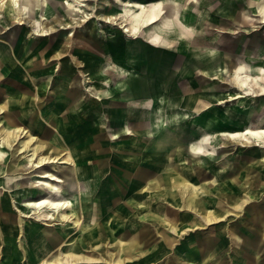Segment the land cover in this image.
Here are the masks:
<instances>
[{
	"label": "rangeland",
	"instance_id": "rangeland-1",
	"mask_svg": "<svg viewBox=\"0 0 264 264\" xmlns=\"http://www.w3.org/2000/svg\"><path fill=\"white\" fill-rule=\"evenodd\" d=\"M61 1L66 0H30V4L20 0V11L12 8L9 2L0 4V58L5 55L7 63L4 62L3 71L0 70V135L3 136L10 129L21 133L18 138L14 135L12 145L0 144V201L5 200L9 211L19 217L20 222L14 224L16 227L25 230L27 225H34L35 231L45 229V233L50 232L45 235L48 241L54 235L58 238L48 243L52 257L58 251H68L74 245L75 240L83 234L79 226L86 227L90 218L102 226L105 222L108 224V214L101 212L102 206L118 212L123 194H126L124 190H128L126 185L133 181L132 161L138 149L144 161L141 164L144 174L158 171L159 176V171H166V165L172 160L173 171L178 173L174 178L176 181L173 185L168 181L161 183L160 190L173 188L177 191V199L169 200L163 192L159 194V199L155 198L157 221L152 223V227H157V230L151 228L147 231L149 223L145 222L137 232L139 238L133 241L137 248L124 255L127 259L125 264H170L168 254H159L153 260L141 259L146 250L151 251L152 245H155V249L160 242L170 244L167 226L170 210L178 209L180 214L191 211L188 207L179 206L183 194L180 182L201 185L206 190L199 200L204 203L203 206L199 205L201 208H212L206 202L219 197L218 184L224 185L226 199H232L234 194L240 199L264 198V145H244L219 135L222 130L226 133L240 131L245 125L264 129V95L250 91L252 85L254 88L257 84L264 86V0H81V13L72 9L79 5L74 0H67L72 7L64 9L59 8ZM128 2L145 6L159 2L164 6V12L160 18L158 16L157 22L144 28L138 36H124L127 34L123 33L114 39L116 31H120L119 25L104 23L96 16L118 13ZM45 10L46 16L43 13ZM91 12L93 16L82 22L80 15ZM122 17L127 26L128 23L138 22L137 18H130L129 15ZM59 18L62 25L66 23L65 28L69 29H58ZM72 18L77 21V27L71 29L74 25L71 24ZM95 25H100L98 30L103 31L102 36L99 37L97 29L86 32L87 28ZM152 34H157L156 43L149 41ZM142 56L145 60H142ZM43 60L45 66L41 67ZM59 62H63L64 67H68L70 62L77 64L72 67L71 74L69 69L63 68L66 76L70 75L83 83V79L91 75L96 87L99 79H102L104 86L117 90L100 97L94 90L88 91L87 99L97 100V97V104L87 107L89 111L86 113L76 107L80 114H84V121L91 123L90 127L94 128L91 133L97 134V137L83 136L75 140L71 136L73 134L69 133L71 139L66 141V131L62 129L57 140L63 149V158L70 156L71 161L62 159L64 163L57 165L58 168L53 165L33 168L27 160L28 154L34 149L39 155L48 154L43 144L46 146L49 141L42 132L45 129L55 133L57 129L56 115L51 109L42 110V76L46 70L50 74L47 82H51L49 98L52 101L57 98L54 94L59 86L57 74L62 70L58 69ZM153 65L155 73L152 77L147 69ZM238 77H243L252 85L242 89ZM249 78L254 81H249ZM68 87L72 89V85ZM81 89H84L83 85ZM25 92L28 102L20 106L18 101L23 99ZM236 94L241 96L229 100V95ZM67 95L65 98L68 97L69 102L74 100V105L87 96L79 93L76 99L72 91L71 95ZM152 95L154 99L157 98L153 104L149 103ZM216 98L224 102L216 104ZM11 101L16 104L14 108L10 106ZM134 101L139 105H134ZM69 105L63 108V112L73 108L72 103ZM43 118L46 119V122L43 121L45 127H40ZM51 120L53 125L48 126ZM69 130L74 129L71 126ZM111 132H114V137L110 136ZM203 135H209L211 143L208 148L214 150L212 153L194 155L188 150V145ZM25 144L27 148L20 152L19 149ZM123 153L129 157L122 159ZM94 154L98 157L103 154V161L98 163V157ZM111 156L113 158L108 162L106 157ZM123 160L131 165V168L124 167L129 172L126 179L121 175L120 161ZM68 167L74 171L78 167L84 175L80 179L75 172L71 173V180L82 188L78 192L81 198L70 197L72 205L68 203L64 210L53 217H42V214L52 213L44 208L39 211L25 205L43 199L52 200L59 195L67 196L66 191L59 190V186L63 188L67 181L60 182L54 176L57 177L59 171ZM89 170L92 176H85V171ZM251 194L254 196L250 197ZM100 196L111 199L110 202L114 199L115 202L110 204L105 199L100 204ZM127 198L131 200L130 195ZM127 209L131 223L130 217L137 210L131 203ZM246 210L245 207L229 205L221 211H226L224 215L232 218L235 213L244 214ZM141 211L146 213L145 209ZM166 212L165 223L161 215ZM61 213L73 214L70 216L72 221L68 219L62 222ZM226 217L223 216V220ZM0 220L7 221L1 216ZM124 223V219H119L110 222V226L115 230L114 237L131 246L133 234L127 233L126 227L127 236L122 233L121 225ZM22 235V232L13 236L5 233L2 238L0 236V247L6 244L9 248L13 247L11 242L4 241L8 238L19 249L18 253L23 252L26 239ZM110 239L108 234L103 233L99 248L85 249L87 255L99 258L100 262L91 264H112L106 259L116 258L120 254L119 248L110 245ZM3 250L4 247L2 253ZM4 256L7 257L4 253L0 255V264L5 260ZM16 262L24 264V256L16 258Z\"/></svg>",
	"mask_w": 264,
	"mask_h": 264
},
{
	"label": "crops",
	"instance_id": "crops-1",
	"mask_svg": "<svg viewBox=\"0 0 264 264\" xmlns=\"http://www.w3.org/2000/svg\"><path fill=\"white\" fill-rule=\"evenodd\" d=\"M28 4H30V2ZM152 4H154V11L157 14V19L154 22H151V23L146 22L144 19H141V16L139 14V18L137 17L138 22L137 23H128V26H127V23L123 22V18H121V19L119 18V20H120L121 24H123V26L117 24V25H119L120 31H116L115 37L119 34L121 36L123 33L127 34V35L124 34V36L130 35V37H136L139 35V33L144 28H147L145 26H149V25H152L153 23L157 22L159 20L160 16L164 12V6L159 2L152 3ZM43 13L47 14V10H45ZM138 13H140V11ZM106 15H113V16H120L121 17V16L126 15V13H125V9H123V10L119 11L118 13H114V14L108 13V14H105V16ZM170 15L172 16V14H170ZM158 16H159V18H158ZM101 20L104 23H110L111 25H113V24L116 25V23H113V22H110V21H107L104 19H100V21ZM0 24H2V22H0ZM64 24L66 25V23H64ZM61 25H62V23H61V20L59 18L58 29H68V28H65V25L62 28ZM44 26L45 25L43 23V27ZM126 26L129 30L124 31V28H126ZM76 27L77 26L74 24L70 28L72 29V28H76ZM98 27L100 28V25H95L94 27L87 28L86 32H93L96 29H98ZM98 32H100L99 37L104 34L102 30H98ZM152 35H154V36H152ZM152 35L150 36L149 41H151L152 43H156L157 34H152ZM43 36H46V35L43 34ZM115 37H114V39H115ZM154 37H155V39H154ZM54 40L57 41L55 38H54ZM116 49H118V48H116ZM4 56L5 55H2V57L0 58V70H2V71H3L2 65L4 64V62L6 60V59H4ZM142 60H145L143 56H142ZM135 61H137V60H135ZM25 62H26V60H25ZM44 62H45V60L42 61L41 67L45 66ZM63 65H64L63 62L58 63V67H59L58 69L59 70L62 69V70H61V72L58 70L59 73L57 74L58 79H59L58 80L59 86L57 87V91L54 92V94L57 95V98H55L56 101H55V99H52V101H51L49 98V95H50V92H49L50 86L49 85H50V83L47 82V80H49L50 74L48 73L47 70L43 72V76H42L43 85L42 86H43L44 91L42 93V95H43L42 110L51 109V112L54 115H56L55 126H57V129H55V131H54L55 133L47 131L45 129L42 133H43V135L47 136V141H49V143H47L46 146H45V144H43L44 147H46L49 150L48 151L49 154L52 153V155H53V151L50 148H52V145H56L58 148V150H57L58 154H59L58 157L61 159H64V160L67 159L68 161H71L69 159L70 158L69 155H68L69 158H66V159L62 157L63 156V149L60 148V145H59L60 143L57 140L58 133H61V130L64 129V131H66V135H65V137H67V138H65L66 141H69L71 139V136H73L74 139L75 138L77 139L78 137L82 138L83 136L84 137H86V136L92 137L93 136L94 138L97 137V134L91 133L92 130L94 129V128L90 127L91 123L85 122L84 121V119H85L84 114H80V110L82 112L86 113L87 111H89L87 109V107H89V106L92 107L91 105H95L98 102L97 97H96L97 100H95V98L94 99L93 98L87 99L89 96V95H87V92L88 91L92 92V90H94V93H96L98 95V97H100L103 94H110L111 92H114L117 89H115L114 87L111 88L109 86H104L102 79H99L100 80V82L98 83L99 88L96 87L95 84L93 85V83H95V82L91 81V79H94V77H91V75L89 78L83 79V83L81 80H76L70 75L66 76V75H64L66 73H64L65 70H63V68L69 69V71H70L69 74H71L72 67H75L74 65H77V64H75V63L73 64L72 62H70L68 67H64ZM151 67L152 68L147 69V71H148V75L153 77L154 73H155V68H154L155 66L153 65ZM25 69H29V67H26ZM107 81H108V79H107ZM107 81H106V83H107ZM62 82L64 83V85L62 84ZM68 85H70V86L72 85V89H70L68 87ZM82 85L84 86V89H81ZM71 91H72V93L73 92L75 93L76 99H77V95L79 93H80V95H81V93H84L87 96L85 98H83V101L81 103L78 101V104L74 105V100L69 102V99H67L68 97L65 98V96H68L67 94L71 95ZM75 91H77V92H75ZM97 91H99V92H97ZM45 95L48 96L47 100H46ZM22 97H23V99L18 101V103H20V106H23V104H25V102H28L26 92H25V94H22ZM48 100H49V102H48ZM156 100H157V98L155 97V99H154V96L152 95L150 97L149 103L153 104ZM216 100L218 101V102H216V104H222L224 102L222 99L216 98ZM105 101H107V100H105ZM70 103L73 104V108H67V112H63V108L70 106L69 105ZM51 104H53L54 106L51 107ZM133 104L139 105L136 101H134ZM15 105L16 104L11 101V104H10L11 108H14ZM76 107H79L80 110L77 111ZM91 109L92 108H90V110ZM138 109H139V107H138ZM43 121L46 122V119H44V118L41 119L40 127L41 126L45 127V125L43 124ZM160 121H161V119H159V122ZM33 125H36V124H33ZM52 125H53V122L51 120L48 123V126H52ZM38 126H39V124H38ZM71 126L74 129L72 131L69 130ZM244 128H252V127L245 125L243 128L240 129V131H242ZM253 128H256V127H253ZM121 130L125 131L126 133L128 132L127 129H124V128H121ZM240 131L239 130L238 131H230V133H237ZM69 133L73 134V135L70 136ZM228 133L229 132L226 133V131L222 130L219 132V135L224 137L227 140L237 141L238 143H241V144L244 143V145H247V144H254V145L262 144V145H264V140H262V141L258 140L257 141L256 139H253V138H246V139L232 138L229 135H227ZM110 136L114 137L115 136L114 132L113 133L111 132ZM262 138H264V137H262ZM75 140H74V143H76ZM210 143H211V139L209 138V135H203L196 142H191L188 145V150L191 153H193L194 155H200L203 153H212L213 152L212 150H214V149L211 150V148H208V144H210ZM90 145L92 146V143ZM93 156L98 157V155H95V154ZM103 157H104V155L101 154L97 158V162L101 163L104 159ZM126 157L128 158L129 155H126L124 153L121 155L122 159H125ZM106 158H107V161L109 162V160H112L113 157L111 156L110 158H108V157H106ZM133 158H134L132 161V166H133V170H134V171H132L133 181L131 183H127L128 186L126 185L128 190H126V189L124 190L126 192V194H123V199L121 201V207L118 210V212L111 210L107 206H102L101 212H107V214H108V215H106L107 219L105 218L108 224L106 225V222H105L104 223L105 225L102 226L100 223H96V221H94V219L90 218V221H89V223H87L86 227L79 226V230L82 231L83 234H82V236H80V238H77L75 240V242L78 244H76L74 242V245H72L71 249H69L68 251H61L60 250L61 252L58 251L57 252L58 254L56 253V255L52 256V257H51V255H49V250L51 248H50V244L48 245V243L55 242L58 240V238L54 235L53 239L49 242L45 236L46 234H49V233H45L46 231L44 228H43L44 230L35 231L36 226H34V225H30V227L27 225L25 230H22V228L19 226L16 227L14 224L20 222L19 217L15 216L12 212L9 211V208L7 206L6 201L2 199L0 201V207H2V209H0V216L2 218H5L7 221L3 222L0 220V223H1L0 224V236H1V238L4 236L5 233H9L10 235L13 236L14 233L16 234V233L22 232V234H23L22 236L26 240H24L25 247L22 248L23 252L18 253L19 249L17 250L16 245L13 242V240L12 239L9 240L8 238H5L4 241L6 240V242H11L13 247L9 248V247H7V244L0 247V255H2L3 253H4V255H7V257L4 256L5 260L1 264H18L16 262V258L18 259L19 256H24V261H25L24 264H49L50 262H51L50 264H64L63 263V256L66 254L73 255L75 258H80L79 260H76V261L74 260V262L68 263V264H78V263L91 264V263H94V261L96 263H98V262H100V261H98L99 258L89 256L84 251H85V249H91V248L97 249V248H99L102 245L101 244L102 242L100 241V239H101V236L103 233H106L111 237V239L109 241L110 245H113V246L115 245L120 250V254L117 255L116 258L106 259V262L109 260L112 264H125L127 259L124 258V255L131 253L133 251V249L137 248V246L136 247L134 246L136 243H134L133 241H137V239L139 238L137 232L139 231L140 227L145 222L148 221L149 225L147 224L148 226H147L146 230L149 231L151 228H152V230H157V227H155V226L152 227V223H156V221H157L156 220L157 215H155V212L158 209H156L157 207H155L156 205L154 204L155 198L159 199L158 195L161 194V192H163L164 197H167L170 200H173L174 198L177 199V197H176L177 191L173 190V188L167 187V188H165L166 190L165 189L160 190V188H161L160 184L161 183H165L166 181H168V182L172 183V185H173V183L176 181L174 178H175V176H177L178 173L173 171V169H175V168L173 167L172 160L169 161L168 164L166 165L167 166L165 168L166 171H163V169L160 170L159 176H158V173H157L158 171L153 172V173L152 172H149V173L146 172V174H144L142 172L141 164L144 161L142 159L143 157L141 156V150L140 149H138V151H136V156ZM107 161L105 163H107ZM120 162L122 165L121 175L124 179H126V175L128 176L129 172L124 170V167L131 168V165H129V163L127 164L128 161L123 160ZM76 170H78V172ZM59 172L60 173L57 176L59 178L58 181H60V182H66L67 181L63 188L59 186V190L60 191H62V190L66 191L68 195L67 196L66 195H59L58 197H54V199H52V200H58V201L64 200V201L69 202L72 205L71 198L74 196L81 198L78 196V192L81 191L82 188H81V186L78 185L77 182H74L71 180V173L77 172V177L80 179H82L84 177V175L82 174V171L80 169H78V167L75 169V171L72 167H68L65 170L59 171ZM219 173H222V172H219ZM84 174H85V176H88V175L92 176L91 170H89V172L85 171ZM180 184L182 185L183 194L180 197L179 201L181 202V204H179V206L188 207V209H190L191 211L190 212H183L180 214L178 209L170 210V212H168L169 217H170V222L168 225L166 224L167 226H169L168 228L170 231V233H169L170 235L168 237L170 239V244L166 245L165 243L160 242L158 247L155 249H154L155 245H152L150 247L151 251L148 252L146 250L144 252L145 255L142 256L143 258L141 260H143V261L153 260V259H156L157 255H159V254H168V255H170V264H264V198L240 199V198L234 197V196H236L234 194L232 199H226L224 196L225 191H226L224 185L218 184L219 187L217 190V197L219 196L220 198L218 197V198H213L211 200L210 199L207 200L206 204H207V206H211L212 207L211 209H208L207 207L205 208V206L203 208H201L199 205L202 204V201L199 202V200H201L200 197L205 194L206 190L201 185H195L192 183H188L186 181L180 182ZM235 188L237 189L238 187L235 186ZM212 190H213V188H212ZM151 193H153V194H151ZM73 194H75V195H73ZM252 194L249 196L250 197L254 196ZM128 195L131 196V198H130L131 200H128V198H127ZM135 196H137V197H135ZM133 197H135V198H133ZM193 198L195 199V201L193 200ZM99 199L100 200L102 199L100 201V204L102 202H105V199H106V202L110 203V204H114V202H115L114 199L112 200V202H110L111 199L109 200V199H107V197L103 198V196H100ZM185 202H189V204L187 205ZM129 203H131L133 208H135L137 210V213L134 214L135 213L134 212L132 215V218L130 217L131 223H129V218L127 215L128 214L127 208H128ZM177 204L178 203H176V205ZM193 204H194V206L192 207ZM203 204H202V206H203ZM229 205L233 206L235 208L236 207H245V208H247V210L244 212V214L235 213V215L232 218L226 217V216H228V215H224L226 211H221V210L223 207L229 206ZM93 207H94V205L91 208H93ZM258 207H260V209H256ZM3 208H5V210H3ZM141 209H145L146 213L144 214V213H142V211L139 212ZM112 211L114 212V214L110 215L111 214L110 212H112ZM3 213H5V214H3ZM8 214H10V215H8ZM67 215H69V217H70L73 214L72 215L67 214ZM114 215H117V216L114 217ZM221 215L225 216L226 220H223V217ZM123 216L124 217L126 216L127 218H124ZM161 217L164 221L165 220L164 218L167 217V212L164 215H161ZM141 218L142 219L144 218L146 220L140 221L139 219H141ZM69 219H71V218H69ZM119 219H124V220L126 219L125 223L121 225L122 233L124 232V235L127 236L126 231H125V227H126V230H128L127 233L132 232V234H133L131 246L129 244H125L124 241L121 240L119 237L114 238V231L115 230L113 228H111L110 221L111 222L118 221ZM63 221H66V220H62V222ZM71 221H72V219H71ZM73 222H76V221L73 220ZM109 227H110V229H109ZM145 227H146V225H145ZM110 230H112V231H110ZM111 232H112V234H111ZM84 239H86V240H84ZM91 243H93V244H91ZM3 244H5V243H3ZM106 244H108V243H106ZM103 245H105V243ZM3 247H4V250L2 253ZM44 252H46V253H44ZM154 253H155V255H154ZM150 254H152V256ZM82 258H88L91 260H90V262H87L86 260H83ZM145 258H147V259H145ZM102 259H105V258H102Z\"/></svg>",
	"mask_w": 264,
	"mask_h": 264
},
{
	"label": "bare ground",
	"instance_id": "bare-ground-1",
	"mask_svg": "<svg viewBox=\"0 0 264 264\" xmlns=\"http://www.w3.org/2000/svg\"><path fill=\"white\" fill-rule=\"evenodd\" d=\"M77 4V7H73L72 9L77 12V13H81L82 10L80 8L81 6V0H74ZM6 2H9L11 4V7L14 8L16 11H20V0H0V4L2 5L3 3H6ZM26 3H29L30 0H25ZM127 6L124 7L125 9V13L126 15H129L130 18H139V14L141 16V19H144L146 22L148 23H151V22H154L156 19H157V14L155 13L154 11V4H150V5H142L140 3H137V2H128L126 3ZM259 4V3H258ZM46 6V5H45ZM68 6H71L69 4V2L66 0V1H61L59 2V8H62L64 9L65 7L67 8ZM72 7V6H71ZM133 8H136L135 10ZM140 11V13H138ZM39 12V11H38ZM9 13V12H8ZM6 15V14H5ZM46 16V14H45ZM93 16L92 12L91 13H88V14H83V15H80V17H83L82 19V22L83 21H86L87 19L91 18ZM98 17L99 19H104V20H107V21H110V22H113V23H116V24H119L121 26H123V24H121V22L119 21V18H123L122 16H113V15H104V16H96ZM46 18V17H45ZM34 20V19H33ZM130 20V19H129ZM37 21V19H36ZM128 21V20H127ZM14 22V21H13ZM79 23V22H78ZM71 24H77V21H74V19L72 18L71 19ZM154 24V23H153ZM65 24H63L62 26H64ZM29 26V25H28ZM150 26V25H149ZM119 27V26H118ZM147 27V26H145ZM35 28V27H34ZM69 29V28H68ZM125 30H127L126 28H124ZM98 30V29H97ZM26 33V32H25ZM122 34V33H121ZM120 35V34H119ZM130 36V35H129ZM154 36V35H152ZM115 37V36H114ZM155 39V37H154ZM43 70V69H42ZM22 71V70H21ZM63 73V72H62ZM65 73V72H64ZM142 73V72H140ZM35 75V74H34ZM49 76V75H48ZM30 78V77H29ZM58 78V76H57ZM238 83H239V86L242 88V89H245L246 87L252 85L247 82L246 79H243V77H238ZM249 81H254L253 78H249ZM36 82V81H35ZM256 82V81H255ZM257 82H258V78H257ZM51 83V82H50ZM67 83V82H66ZM102 83V82H101ZM103 85V84H102ZM211 87V86H210ZM99 88V87H98ZM256 88V89H255ZM253 87L250 86V91L253 90V92H256L257 95H264V86H262L261 84H257L256 87ZM101 89V88H100ZM40 90V89H39ZM48 91V90H47ZM242 92V91H241ZM40 93V92H39ZM41 94V93H40ZM242 94H246V92H242ZM46 96V95H45ZM241 95H235V96H229L230 100H234V99H237L238 97H240ZM244 96V95H243ZM55 97V96H54ZM57 97V96H56ZM39 98V97H38ZM68 99V98H67ZM98 99V98H97ZM49 102V100H48ZM84 105V104H83ZM82 105V106H83ZM62 106V105H61ZM64 106V105H63ZM8 112V111H7ZM59 118V117H58ZM60 126V125H59ZM57 128V126H56ZM57 131V130H56ZM58 132V131H57ZM20 132L18 130H8L7 132H5L2 135H0V144H6V145H12V142H11V139L14 137V135L18 138L21 136V133L19 134ZM57 135V134H56ZM227 135H229L230 137L232 138H238V139H246V138H253V139H256L257 141L258 140H264V129H252V128H244L242 131L240 132H237V133H228ZM14 140V139H12ZM30 142V141H28ZM11 143V144H9ZM248 143V142H247ZM25 148H27V144H25L24 146H22L19 151L22 152ZM52 151H53V155H49L48 154H41L39 155L40 153L37 152L35 149L31 151L30 154H28V161L29 163L31 164V166L33 168H41L43 165H53L55 166L56 168H58L57 165H61L64 163V161L59 158V154H58V148L56 145H52V148H50ZM49 151V150H48ZM61 155V154H60ZM27 156V155H26ZM63 157V156H62ZM126 161V160H125ZM137 161V160H136ZM3 166V165H2ZM173 169V168H172ZM168 170V169H167ZM2 171V170H1ZM0 171V172H1ZM78 172V170H76ZM172 171V170H171ZM76 172V174H77ZM81 173V172H80ZM55 179L58 177L54 176ZM76 184V183H75ZM48 185V184H46ZM187 185V184H186ZM194 186V185H193ZM169 188V187H168ZM191 188V187H190ZM74 190V189H73ZM166 190V189H165ZM71 191V190H70ZM154 191V190H153ZM173 191V190H172ZM171 191V192H172ZM162 193V192H161ZM175 193V192H174ZM153 194V193H151ZM187 194V193H186ZM72 195V194H71ZM75 195V194H73ZM159 196V195H158ZM137 197V196H135ZM133 197V198H135ZM177 197V195H176ZM170 200V199H169ZM187 201V200H186ZM189 201V200H188ZM27 202V201H26ZM69 202L67 201H64V200H51V199H43L39 202H34V203H30V202H27L25 205H30L32 206L33 208H35L36 210H39L41 211L42 208H44L45 210L47 211H50L52 213L48 214V213H45L44 215L42 214V217L43 216H54V214H57L58 211H62V209L64 210L66 208V206H68ZM142 204V203H141ZM97 205V204H96ZM145 205V204H144ZM147 205V204H146ZM152 207V206H151ZM147 208V207H146ZM145 208V209H146ZM148 209V208H147ZM150 209V208H149ZM148 211V210H147ZM2 214V213H1ZM5 214V213H3ZM136 214V213H135ZM10 215V214H8ZM111 215V214H110ZM5 216V215H4ZM117 216V215H116ZM141 216V215H140ZM222 216V215H221ZM15 217V216H14ZM60 217L62 220H68L70 217L69 215H67L66 213H61L60 214ZM120 217V216H119ZM153 217V216H152ZM223 217V216H222ZM149 218V217H148ZM215 218V217H214ZM44 220V219H43ZM126 220V219H125ZM141 220V219H139ZM146 220V219H145ZM154 220V219H153ZM207 220V219H206ZM210 220V219H209ZM96 221V220H95ZM156 221V220H155ZM111 222V221H110ZM148 222V221H147ZM75 223V222H74ZM94 224V223H93ZM158 224V223H157ZM131 226V225H130ZM98 229V228H97ZM110 229V227H109ZM128 229V228H127ZM23 230V229H22ZM112 231V230H110ZM25 232V231H24ZM50 233V232H49ZM112 234V232H111ZM45 235V234H44ZM115 238V237H114ZM83 240V239H82ZM86 240V239H84ZM51 241V240H50ZM49 241V242H50ZM78 241V240H77ZM114 241V240H113ZM79 242V241H78ZM92 242V241H91ZM47 243V242H46ZM45 243V244H46ZM76 243V242H75ZM88 243V242H87ZM44 244V243H43ZM78 244V243H76ZM86 244V243H85ZM93 244V243H91ZM42 245V244H41ZM49 245V244H48ZM96 245V244H95ZM43 247V246H42ZM91 247V246H90ZM49 248V247H48ZM71 249V248H70ZM129 249V248H128ZM131 249V248H130ZM47 252V251H46ZM44 252V253H46ZM61 252V251H60ZM131 252V251H130ZM123 253V252H122ZM58 254V253H57ZM152 256V254H150ZM149 255V256H150ZM155 255V253H154ZM60 256V255H59ZM150 256V257H151ZM146 257V256H145ZM152 258V257H151ZM150 258V259H151ZM80 258H75L73 255H70V254H66L63 256V263L64 264H68V263H72L74 262V260H79ZM83 260H86L87 262H90L91 259H88V258H82ZM147 259V258H145ZM144 259V260H145ZM99 261V260H98ZM38 262V261H37ZM95 262V261H94ZM48 263V262H47ZM51 263V262H50ZM49 263V264H50Z\"/></svg>",
	"mask_w": 264,
	"mask_h": 264
}]
</instances>
